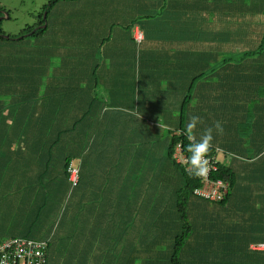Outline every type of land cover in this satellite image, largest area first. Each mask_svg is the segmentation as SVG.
Segmentation results:
<instances>
[{"label":"trees","instance_id":"obj_1","mask_svg":"<svg viewBox=\"0 0 264 264\" xmlns=\"http://www.w3.org/2000/svg\"><path fill=\"white\" fill-rule=\"evenodd\" d=\"M96 1L101 8L94 21L84 13L89 1L80 9L85 0H51L33 27L10 39L0 36L1 41L25 42L0 53V142L6 139L9 147L17 139L34 143L30 151L46 170L32 176L33 183L52 182L49 187H14L13 196L11 190L4 192L22 202L35 196L37 203L18 208L12 202L0 222V243L42 242L46 264H264V248H251L264 246V4ZM79 14L85 17L81 31L60 36L58 26H66L65 17ZM45 23L46 28L37 29ZM136 25L144 32L141 40L133 31ZM49 31L55 34L52 41L44 37ZM41 35L43 45L32 51L36 44L28 47L29 38ZM64 54L69 63L61 58ZM102 67L126 76L115 78L110 91L116 98H123L127 86L136 93L141 86L140 98L151 103L147 129H126L140 137L133 147L122 143L125 129L118 127L122 119L114 114L122 112L98 109L105 97L90 83L88 69L96 74ZM221 110L233 122L215 129L226 120ZM234 121L252 129L247 142L231 135ZM218 135H225L226 145L208 140ZM206 141L208 150L200 154ZM17 148L24 152L26 144ZM121 150L142 157L157 153L149 166L158 162L159 171L149 174V187H92L90 181L99 185V177L75 164L83 152ZM220 151L224 159L217 161L210 181H222L229 189L222 201H208L196 194L204 186L196 157L218 159ZM143 162L130 174L107 176L125 182L128 175L137 182ZM72 169L78 171L77 184L70 180ZM102 199L105 203L97 208Z\"/></svg>","mask_w":264,"mask_h":264},{"label":"crops","instance_id":"obj_2","mask_svg":"<svg viewBox=\"0 0 264 264\" xmlns=\"http://www.w3.org/2000/svg\"><path fill=\"white\" fill-rule=\"evenodd\" d=\"M100 14H97L96 16L99 17ZM133 31H141L143 34L141 27L139 25L134 26ZM37 44V43H36ZM55 43H52V46H54ZM61 58L64 59V61H67L65 63H69L68 61V55L64 54L61 55ZM62 63V60L60 61ZM64 63V62H63ZM73 64L74 62H70ZM77 62H75L76 64ZM86 64V63H84ZM91 69H93V62L91 61ZM91 69H88L89 75L92 76V79L95 80V77L99 78V83L93 82L91 80V84L97 85L98 90L104 95V102L100 103L98 106V109L103 107L104 109H110L111 111L114 110L116 112H122L121 113H114L118 114V117L122 119V123L118 121V127H123L125 129L123 136L125 139H123L122 142L125 148L127 147H133V144H135V140L139 139L140 137L134 136L132 131L134 129V132L136 129H147V114L149 110L151 109V103L149 101H146V99H141V95L143 96L144 91L143 88L138 89L139 92L136 93V88L133 86H127V93L123 96L122 99L116 98V94L111 93L110 90H113L115 87V78L123 76L125 78V75L117 74V73H108L106 72V69L102 71L99 69L96 74H93L94 72H91ZM87 70V69H84ZM82 70V72L84 71ZM50 73V72H49ZM53 73V72H52ZM56 71L54 72V74ZM96 75V76H95ZM88 85H84L83 88L87 87ZM120 86V85H119ZM62 89V86L59 88ZM80 91V89H78ZM147 93H150L149 90L146 88ZM83 93V89L81 90ZM93 93V90H92ZM91 93V94H92ZM137 96V100H135V96ZM139 98V99H138ZM87 100V99H86ZM78 101L75 102L76 104L83 105L86 101ZM79 105V106H80ZM136 117V118H135ZM223 118V117H222ZM212 120V117L211 119ZM146 121V122H144ZM117 122V121H116ZM144 125V126H142ZM208 125V124H207ZM136 128V129H135ZM126 129L132 130L131 132L126 131ZM3 141L0 142V216L9 215L8 209H12V202L15 200H20L19 197H11L6 198L4 195V191H8L9 189H5V187H46L50 186L52 182L48 179H43V182H34L32 180V176H36L41 171H44L45 164H42L41 162L38 163L36 161L35 155L30 151V144L24 140H14L13 146L9 147V143L6 139H2ZM31 142V141H30ZM24 144H26V150L24 152H18L17 146L22 147ZM17 145V146H16ZM122 145V144H121ZM15 147L17 149H15ZM24 148V147H23ZM17 150V151H16ZM151 154V153H150ZM148 154V155H150ZM157 153H153L150 156L146 154V156L142 157V155H139L138 153H135L131 150H121V152H97L94 151V153L91 152H83L82 156L79 160H77V166L78 168H84L88 167L89 174L91 177H99L100 183L99 185H95L94 180H91L90 182L93 183L92 187H115V186H123V187H149V174H151L152 170L159 171L158 162L155 163L154 167L151 168L149 166V162H155L154 159H150L153 157H156ZM162 157L165 155L164 153H159ZM220 154H218L219 156ZM221 158L224 159V155L221 154ZM143 167L138 169V178L137 182H133L130 179L127 178L128 175H126L125 182H122L121 180L115 181V179H110L107 176V173L109 174H115V175H123L120 171H123L125 174L130 172H135L137 169L135 168V165L137 163H140L143 161ZM219 159V158H218ZM220 160V159H219ZM81 162V165H80ZM142 165V163H140ZM28 177L31 179L30 181H25L23 178ZM255 182L254 186H258L259 184L256 183L257 180H253ZM90 187V186H89ZM14 191V190H13ZM13 196V195H12ZM135 197H130V199L133 201ZM19 208V203H17ZM105 203V200H100L95 205L97 208L100 206H103ZM21 207V206H20ZM5 212V213H4ZM0 233H2L0 228ZM257 246V245H256ZM264 247L260 248L263 249Z\"/></svg>","mask_w":264,"mask_h":264},{"label":"rangeland","instance_id":"obj_3","mask_svg":"<svg viewBox=\"0 0 264 264\" xmlns=\"http://www.w3.org/2000/svg\"><path fill=\"white\" fill-rule=\"evenodd\" d=\"M50 1L51 0H0V12L1 13L4 12L3 8L8 10V11H6V13L8 15V18H3L2 20H0L1 21L0 29L3 32L2 35H5V36H9V35L16 36V35H19L27 27H33L37 23L39 15H40V13H42L43 7L45 5H48L50 3ZM88 1H89V3L86 5V9H85V7L82 6V5H84ZM213 1H215V0H213ZM218 1L222 2L223 3L222 5H228L230 7L236 5V2H237V0H218ZM243 2H245V5H247V3L250 4L251 2H256L257 4H260V5L264 4L263 0H244ZM79 5H80V9L82 7L85 9L86 12L84 11V13L86 15H88V13H89V15H91L89 18L92 19L93 21L95 20L96 15L100 14V8H101L100 2L98 3V1H96V0H85L84 3H81ZM80 9H78L77 11L79 13L83 12ZM45 14L46 13H44V15ZM51 15H52V13L50 14V18L52 17ZM56 15H57V13L55 12L54 16H56ZM225 15H229V14H225ZM65 18H67L66 26L65 27L64 26L61 27L60 25L58 26V34L60 36H66L67 34L72 33V31L73 32H75V31H79L80 32L81 31L80 23L85 18L84 15L79 14L78 16L77 15H73L71 18H69V17H65ZM246 19H247V17L245 16L243 18V22L244 23L246 22ZM93 21H92V23H93ZM54 36H55V34L52 33L51 31H49V32H47L45 34L44 37L48 41H52L54 39ZM77 36H78V33H75V38ZM246 36H247V32H246V35H244L243 37H246ZM44 37L41 35V38H38V37L29 38V40H31V44L28 43L30 45L27 44V46L29 47V46L37 43L36 45H33L32 51H34V49H38V47L40 45H43L42 44V40H44ZM232 40L233 39H229V40H226V41H232ZM248 40H251V39H244L241 42H245V41H248ZM235 41L238 42L240 40H235ZM19 43H20V41L13 42V41H1L0 40V46L2 47V48L0 47V53L4 55V53H5L4 48L7 47V46H8L7 47L8 49H11V47L12 48H17L16 46H18V48H19L25 42L22 43V44H19ZM68 45L69 44L65 45L66 48H68ZM28 47H27V50H28ZM58 66H59L58 62L55 63V64H52L50 72L52 73ZM216 79H212V81H215ZM247 93L251 94L250 92H247ZM194 95H196V91H195V89H192L191 90L192 99L189 100L191 106L196 104V99H195V97H193ZM2 111L5 112L6 109H3ZM221 111H223L226 114V120H224L221 123H219V125L220 126L222 125V128H223L224 126H227L229 123L233 122L232 121L233 118H230L229 113L227 111H225V110H221ZM61 112H62V108H61ZM234 124L236 125V127L231 129V135H233L234 137L237 136L238 139L237 138L236 139H237V141L239 143H241L242 140H244L243 138H245V140L247 142V140H248L247 138L252 137V135H253L252 129L248 125H246L245 123L240 125L238 121H234ZM156 129L158 130L157 127H156ZM165 129H166V127H163V133L164 134H165V131H164ZM215 129H220V128H215ZM198 134H200V133H198ZM218 137H219V135L213 137L211 140H213V142H216L217 145H226L227 144V142H226L227 138L225 137V135H224V137L222 139H219ZM221 154L223 155V153L220 151V155L218 156V158L220 160H223L221 158ZM76 163H77V161L75 162V164ZM5 189L11 190V192H12L11 196L13 195L14 187H5ZM15 201L17 203H19L20 206L23 203H24L23 205H25V206H28L31 203H37L36 202L37 199H36L35 196H32L31 199L24 200L23 202H22V200H15ZM95 205H98V204L95 203ZM70 208H71L72 212L76 211V208L73 207L72 204L70 205ZM84 212L86 214L87 211L85 210ZM14 213H17V211L14 210ZM6 216L7 215H5V216L1 215L0 216V222Z\"/></svg>","mask_w":264,"mask_h":264},{"label":"built area","instance_id":"obj_4","mask_svg":"<svg viewBox=\"0 0 264 264\" xmlns=\"http://www.w3.org/2000/svg\"><path fill=\"white\" fill-rule=\"evenodd\" d=\"M137 40L143 38L141 31H136ZM181 158L180 154H177ZM197 163L200 165L199 173L204 167H207V175L201 176L204 186L196 190V194L208 201H222L228 193L229 185L222 181L211 182L210 173L216 169V160L206 157H196ZM79 179L78 171L71 170L70 180L77 184ZM264 246L252 245V249H260ZM0 264H46L44 244L39 241L25 239H10L0 243Z\"/></svg>","mask_w":264,"mask_h":264},{"label":"clouds","instance_id":"obj_5","mask_svg":"<svg viewBox=\"0 0 264 264\" xmlns=\"http://www.w3.org/2000/svg\"><path fill=\"white\" fill-rule=\"evenodd\" d=\"M191 119H193V122L195 121V117H191ZM191 126H193V125H190V127ZM220 126H219V124H217V128H219ZM208 140H211V137H209L208 138ZM208 147H209V143L206 141L205 143H203L201 146H200V148L198 149V152L200 153V154H205L206 152H207V150H208ZM181 156V155H180ZM213 159V158H212ZM215 160H216V164H217V161L219 160V159H217V158H214ZM207 171H208V169H207V167H204L203 169H202V171L200 172V173H198L197 174V176H206L207 175Z\"/></svg>","mask_w":264,"mask_h":264},{"label":"water","instance_id":"obj_6","mask_svg":"<svg viewBox=\"0 0 264 264\" xmlns=\"http://www.w3.org/2000/svg\"><path fill=\"white\" fill-rule=\"evenodd\" d=\"M3 13V16L2 17H0V20H2L3 18H8V15H7V13L6 12H2ZM44 17H46V14L44 15ZM46 26H47V23H45L43 26H41V27H38L37 29H44V28H46ZM36 29V30H37ZM35 31V30H34ZM1 37H4L5 39H10V37L9 36H5V35H0ZM26 36H29V35H26ZM20 39H22V37H20Z\"/></svg>","mask_w":264,"mask_h":264}]
</instances>
